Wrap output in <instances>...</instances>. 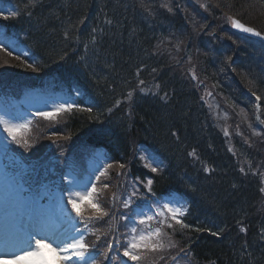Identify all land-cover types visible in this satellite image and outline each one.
Returning a JSON list of instances; mask_svg holds the SVG:
<instances>
[{"label": "trees", "instance_id": "16d2710c", "mask_svg": "<svg viewBox=\"0 0 264 264\" xmlns=\"http://www.w3.org/2000/svg\"><path fill=\"white\" fill-rule=\"evenodd\" d=\"M0 1L17 13L0 24L31 52L36 69L32 72L75 81L76 89L96 102L66 112L54 135L44 141L83 138L91 149L106 150L114 167L128 163V184L119 196L133 188L148 198L169 195L182 200L187 212L181 219L189 227L174 225L167 233L193 264H264V212L258 208L264 132L233 133L230 150L226 136L208 117L196 85L154 48L169 37L185 40L187 56L190 48L200 49L195 72L236 108L235 117L243 109L249 127L255 114L264 122V44L235 33L229 25V18L235 17L264 34V0H183L177 1L182 6L168 3L152 15L133 0ZM199 17L201 24L192 26L190 20ZM196 27L200 35L193 46L190 35ZM19 66H10L11 71H26ZM250 93L260 97L259 108ZM135 143L138 151L158 160V172L144 167L136 145L137 156L132 157ZM70 152L62 153L65 159ZM148 179L153 180L152 193L144 187ZM121 214L117 209L113 220L117 236L127 223ZM93 232L103 240L107 228L100 232L96 226Z\"/></svg>", "mask_w": 264, "mask_h": 264}, {"label": "snow or ice", "instance_id": "6c2138e0", "mask_svg": "<svg viewBox=\"0 0 264 264\" xmlns=\"http://www.w3.org/2000/svg\"><path fill=\"white\" fill-rule=\"evenodd\" d=\"M206 7V5H202ZM3 13L0 12V16ZM16 12L11 13V17L15 18ZM4 19H8V16H4ZM231 19L232 27L238 29L241 32L248 33L264 39V35L261 32L255 30L252 27L245 26L239 20ZM0 51H7V49L0 44ZM8 55H12V52H8ZM31 67V65H29ZM36 69H33L35 71ZM195 79V74H193ZM143 84V81H140ZM133 93L130 91L127 94L126 99L131 100ZM255 95V93H253ZM256 100L259 101L260 97L256 96ZM121 101H117L115 106H119ZM75 107L72 103H62L57 105L52 111L40 112L39 115L46 119L53 120L58 115L64 112H71ZM259 108V104H257ZM83 111H91V109H81ZM0 126L7 132L8 136L15 143H20L18 139L19 133L22 129H25L27 125L11 124L9 121L0 118ZM227 134V133H226ZM27 145V141H24ZM190 155H194L190 153ZM141 160H147L146 157L141 156ZM155 160L151 163L146 162L144 167L149 168L151 172L156 173L159 171L158 166H153ZM112 165L108 164L103 171L99 172V175L95 176V181H100L101 176H106L107 170ZM121 169L125 168L123 163L119 164ZM207 170V169H206ZM243 171V169H241ZM123 175V173H118ZM69 184V189L66 192H61L60 198L57 201L61 208V213L66 215L69 222L72 224L71 233L63 234V238L56 237L53 240L52 236L48 234V229L43 220L41 219L42 213L37 209L36 216L37 222L33 226L31 231L26 233V236L19 241L16 245V251L0 250V264H3L5 260H12L14 264H96V258L93 254L89 253V245L85 242L84 232L77 227V221L84 224V229H88L89 223L102 220L109 213L101 207L98 202L99 190L96 183H91L90 187L85 186L82 190L76 188L77 181L75 178L65 177ZM153 180L148 179L144 184V187L149 193H152ZM108 184H103V189H107ZM138 189H134L125 199L120 200V205L124 209H130L131 205L138 198ZM264 192V188L261 189ZM116 193H112V200L116 201ZM67 206H70L71 213H74L73 217L71 213L67 211ZM149 211L145 212L143 208L138 206V211L133 213H122L121 219L129 220L133 219V226L129 229L128 239L124 244H120L117 241V245L123 248L122 256L127 258V261L132 264H141L145 259L146 253L162 252L166 247H173L170 242L168 245L164 242V237L167 233L164 229H173L174 225H179L181 229L189 227L181 219L186 215L187 209L179 206L178 201L168 199L165 201H156L148 206ZM86 213H91L86 215ZM152 222H155L156 227H152ZM144 226V227H141ZM242 232L246 229L241 228ZM199 231V229H197ZM95 235V233H91ZM212 235H217L213 232ZM113 243L108 242L106 245L107 251L113 249ZM54 254L55 260L51 261L47 257L45 250ZM105 259H107V252L104 253Z\"/></svg>", "mask_w": 264, "mask_h": 264}, {"label": "rangeland", "instance_id": "374dc122", "mask_svg": "<svg viewBox=\"0 0 264 264\" xmlns=\"http://www.w3.org/2000/svg\"><path fill=\"white\" fill-rule=\"evenodd\" d=\"M177 1H183V0H133L132 4H136L139 8L142 9V11L151 12L153 13H158L161 10L167 8L168 3L170 5H177V6H182L181 2L180 4L177 3ZM156 2V4H155ZM152 15V14H151ZM155 15V14H153ZM152 17V16H150ZM263 17V16H261ZM142 18V16H141ZM192 23V26L194 24V27L197 25L199 26L201 24V21H203L202 17H199L197 20H190ZM229 25L231 26L230 20H229ZM197 27L192 30V35H190V41L191 44L194 46V42H197V38L200 35L197 31ZM3 41L7 43V47L10 46V50L12 52L15 51H21V48L17 44H15V41L12 39H7L3 38ZM159 43L155 44V49L160 50L161 54H166L169 58V61L172 64V67L179 72L180 75H182L188 82H192L193 85H196L197 90L199 93H201V96L203 97V101L207 105V115L210 118V120L213 122L214 126L217 127L223 135L226 136L228 146L230 150H233L231 147L232 144V136L233 133H239L240 136L245 135V131L247 132H258V133H263L264 132V122L259 118V115L255 114L256 121L254 124H251L252 126L249 127V117H248V112L241 109L237 110L236 112L239 114V118L235 117L236 114L232 113L233 110L236 108L232 109L229 107V104L225 97L221 95L220 93H217L214 91L208 81H206L204 78H201L196 72H195V64L196 61L201 57L200 49L198 48H190V54L187 56L186 50H184V46L186 45L185 40H175V39H169V37H165L161 40L158 41ZM7 61V59H5ZM3 61V60H2ZM193 74H195V79H193ZM6 87V86H4ZM9 87L7 86V89ZM1 91V90H0ZM3 92V91H2ZM73 97H70V99L66 98L64 94L62 93H52L50 90H43L39 88H34V89H29L26 88V91H23V96L22 98L19 99L20 104L24 107L26 111L29 112V114L33 113H40V112H49L52 111L57 105L62 104V103H72ZM254 100H256V97L254 96ZM255 105L257 104L258 101H254ZM128 107V106H127ZM23 109V108H22ZM18 108L14 104H1L0 103V118L6 119L9 121L11 124H15L19 118L23 117H12V113L14 111H17ZM57 117H61V115H58ZM28 119V124L34 123V120ZM114 119V118H113ZM25 121V120H24ZM54 123L57 122L56 119L52 120ZM248 128H244L246 126ZM258 126V127H257ZM259 129V130H258ZM227 133V134H226ZM255 133V134H256ZM8 135V134H7ZM10 138V137H9ZM36 140H43V137H36ZM10 141L14 145L15 142H13L10 138ZM136 145V143H135ZM16 147V146H15ZM134 147V146H133ZM144 157L147 158V160H143V163L149 162L151 163L153 159L155 158L151 155H143ZM2 157V154L0 153V159ZM132 157H135L134 153L132 152ZM98 161L102 160L103 158H98ZM50 162H53L54 160H49ZM101 162V161H100ZM86 164L80 163L76 167H74L75 171L72 169L70 172L72 174V178L74 177L75 180L77 181L76 188L78 190H82L85 186H89L92 183L94 176L96 175L97 169L90 164L89 160L88 162H85ZM157 162L155 160V165ZM262 163V162H261ZM43 165V163H33L31 164L32 169H36ZM113 165V172H109L107 176L104 178V182L109 185L107 189H103V184L102 185H97V189L99 190V195L97 197L98 201L101 199H104L103 204H101V207L104 208L105 211H107L111 216L116 215L115 207L117 204V200L113 201L112 200V193H116L117 197V192L112 191L111 188L113 184H118L119 186H122L123 183L128 184L127 182V176H128V170L127 166H125L124 169L116 168ZM262 175H260V180H261V189L264 188V165L262 166ZM118 173H123V175H118ZM109 182H112L109 184ZM8 188V186L5 188V190ZM14 188V187H10ZM111 190V191H109ZM133 191V189H131ZM129 195V194H128ZM38 198L40 197V194L36 195ZM36 196H33V208H34V216L37 220L36 216V211L37 209L43 214L41 219L47 226L51 220V215L49 212L48 207H44L41 202H39L36 198ZM144 197V195L142 194ZM141 195L138 194V200H141L142 198ZM42 197H48V194L43 192ZM19 200L18 204H21L24 206L23 200L25 198L20 197L17 198ZM108 199L112 201L111 205L109 206ZM137 200V198L135 199ZM58 201V200H57ZM55 202L56 207H60L57 203ZM179 206L184 208L183 203H181L179 200ZM21 202V203H20ZM259 211L262 213L264 212V192H262L261 197L259 199ZM15 203H7V205H13ZM109 208L111 210H109ZM136 211H134L135 213ZM91 213H87L86 215H90ZM62 216V213H59V216ZM108 215V216H109ZM16 213H14V219L16 217ZM107 217V216H105ZM13 221V217H12ZM60 222V220H59ZM62 229H60V233L62 231H66L67 229L70 228H64V225H61ZM70 227V226H69ZM72 227V226H71ZM166 231V229H164ZM264 232V230H263ZM167 238L172 240V245L173 247H167L165 250V253L161 252L159 258L153 259V261H148L146 260L147 257L141 262V264H193L191 260L188 257V253H186V250L181 249L178 245L180 243L174 238V237H169L167 235ZM169 254V255H168ZM48 257V254H47ZM169 257V261H167V258ZM49 260L54 261L55 256L54 254L48 257Z\"/></svg>", "mask_w": 264, "mask_h": 264}, {"label": "bare ground", "instance_id": "6f19581e", "mask_svg": "<svg viewBox=\"0 0 264 264\" xmlns=\"http://www.w3.org/2000/svg\"><path fill=\"white\" fill-rule=\"evenodd\" d=\"M13 206H15V204L14 205H12V207ZM11 207V208H12ZM3 215L4 217H2L4 220V223L5 224H7V222H8V224H9V226H5L4 228H3V233L5 234V237L7 236V234L9 233V231H11L12 229H13V227H15V226H13V224L11 225V220H12V217H13V214H14V210L13 211H11V209L9 210V207L7 206V209H3V210H1L0 209V215ZM2 219H1V217H0V224H2ZM13 223V222H12ZM52 237H53V240H55L56 239V237H62L63 235L62 234H60V233H58L57 231H55V232H52L51 234H50ZM4 240V239H3ZM2 240V241H3ZM14 246H16L17 244H18V242H19V238L16 236L15 237V239H14ZM46 251L47 252H50V251H48L47 249H46ZM3 264H14V262H12V263H9V261H7V260H5L4 262H3Z\"/></svg>", "mask_w": 264, "mask_h": 264}, {"label": "water", "instance_id": "95a60500", "mask_svg": "<svg viewBox=\"0 0 264 264\" xmlns=\"http://www.w3.org/2000/svg\"><path fill=\"white\" fill-rule=\"evenodd\" d=\"M244 25L250 27L249 25H246V24H244ZM232 28H233V27H232ZM233 30L236 31V32H238V33H240V34H242V35H245V36L251 37V38H253V39H255V40L261 42L262 44H264V39H261L260 37H257V36L252 35V34H248V33L241 32V31H239V30L236 29V28H233ZM262 35H263V34H262Z\"/></svg>", "mask_w": 264, "mask_h": 264}]
</instances>
